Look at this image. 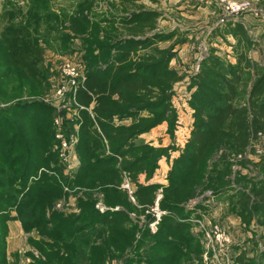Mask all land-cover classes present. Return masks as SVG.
<instances>
[{"label": "trees", "instance_id": "obj_1", "mask_svg": "<svg viewBox=\"0 0 264 264\" xmlns=\"http://www.w3.org/2000/svg\"><path fill=\"white\" fill-rule=\"evenodd\" d=\"M91 1L83 3L89 6ZM6 3L12 9L17 2ZM6 8L0 15V35L10 44L2 45L0 53V101L11 104L0 111V264H8L6 228L14 219L27 232L35 228L49 249L31 253L33 262L29 264H106L115 255L135 248L140 228L131 214L143 215L151 222L150 209L156 205L160 188L159 208L166 213L155 234L147 230L140 235L143 240L136 249L149 238L153 243L148 264H187L192 258L189 252L198 255L201 249L189 243L192 236L181 220L190 215L186 203L206 190L213 195L231 191V177L236 173L233 159L244 154L254 138L264 135V56L259 61L248 56L254 43L244 25L229 23V34L243 45L234 55L235 62L213 49L191 76L188 103L193 109L192 129L161 184L154 176L160 161L170 156V148L139 142V138L163 123L168 124L169 133L176 130L178 112L173 101L184 77L171 66L177 56L176 43L159 47L175 33L147 34L156 27L160 14L140 10L124 18L99 16L96 23L84 13L70 18L74 34H87L98 53L88 62L85 78L76 89L78 142L74 150L80 165L67 176L53 151L54 109L40 101H25L44 93L29 86L33 80L41 84L46 80V71L38 66L44 54L37 27L31 28L24 20L13 22L16 13ZM102 25L125 26L132 33L118 39V29ZM69 39L68 35L62 42L73 51ZM14 66L30 76L22 73L18 79L13 75ZM13 82L20 85L12 93ZM13 100L18 102L12 104ZM237 178L243 182L241 176ZM125 179L132 185L136 203L124 189ZM246 184L262 202L254 207L259 211V205L264 204V180ZM75 186L86 191L85 197L78 199L79 213L55 210L65 188ZM95 191L102 193L107 207L119 209L103 213L96 209ZM251 194H236L244 220L252 213ZM234 197H229L233 206ZM248 257L241 253L237 260L240 264L264 262V258L257 262ZM19 260L11 264H20Z\"/></svg>", "mask_w": 264, "mask_h": 264}, {"label": "rangeland", "instance_id": "obj_2", "mask_svg": "<svg viewBox=\"0 0 264 264\" xmlns=\"http://www.w3.org/2000/svg\"><path fill=\"white\" fill-rule=\"evenodd\" d=\"M6 1L8 0H0V15L4 11V6L7 7L6 9L11 8ZM10 1L17 2L13 10L10 9L16 13L15 18L12 17L13 22L24 20V23L31 28L37 27L35 33L40 43L42 42L44 60L38 66L46 71V80L42 84L33 80V84L29 86L44 93L29 98L24 96V99L26 98L25 101L29 102L40 101L54 109L52 119L55 145L53 151L64 164L62 171L67 176H72L80 165V159L74 150L78 142L75 116L76 89L85 78L84 72L88 62L98 53L92 49L87 34H74L70 27L71 17H79L84 13L93 23H96L99 16L108 18L116 15L124 18L133 11H156L160 14L156 27L147 34L175 33L170 41L160 42L159 47L167 48L176 43L177 56L172 60L171 66L184 77V81L177 84L173 101L178 112L177 128L169 133L168 124L163 123L139 138V142L170 148V156L161 160L154 176L155 179L153 178L161 184L165 183V176L168 174L172 160L179 155L192 129L193 109L188 103L191 96L188 87L191 76L199 71L201 61L211 50L215 49L218 55H225L228 59H232L243 49L239 39H234L229 34V23L241 22L249 33L254 43L248 52L250 59L259 61L264 56V0H138L136 3L130 0H94L89 2L91 3L89 6L83 3L84 0ZM232 1L248 2L249 10L241 15L232 16L228 11V3ZM102 27L112 26L102 25ZM112 28L118 29V39L127 38L132 33L125 26H113ZM103 34L104 31H101V35ZM68 35L70 39L67 43H70L73 51L67 49L62 42ZM4 44H10V42L6 36L0 35V53L3 52L2 45ZM23 58L24 61L25 54ZM7 62L10 63L8 60ZM12 70L13 75L18 79L22 73L26 78L30 76L20 67L14 66ZM9 79H6L5 83ZM19 85L20 82H13L10 86L11 92L16 91L14 89L19 88ZM15 102L18 100H13L12 104ZM10 104L11 102L0 101V111L8 109ZM31 111H29L30 115ZM64 143H67V146ZM64 150L66 153L62 157L61 152L63 153ZM233 162V169L236 173L231 177L233 187L231 191L226 194L213 195L211 190H206L186 203V209L190 215L181 220L187 223L186 230L192 236L189 243L198 245L201 249L198 255L193 250L189 252L192 258L187 264H240L237 259L241 253H246L249 256L248 259L257 262L264 258V204L259 205L262 207L259 211L255 210L254 207L262 202L251 194L250 186L246 184L247 181L264 180V165L260 164L264 162V135L260 134L254 138L247 151L236 156ZM58 173L59 171L56 174L60 175ZM238 176L243 178V182L238 181ZM126 181L128 179H125L124 184ZM124 189L129 191L128 187L124 186ZM162 191V188L158 189L157 196H162ZM241 191L251 194L249 208L253 207L250 210L252 213L245 220L237 203L239 195L236 194ZM85 193L86 191L78 186H75V189L65 188L64 195L54 204V209L66 214L79 213L78 199L79 197L84 198ZM234 194L235 204L233 206L229 197ZM94 195V198H97L96 209L100 211L102 206L110 210L114 209L103 203L102 193L95 191ZM130 195L131 201L136 203L132 194ZM158 209L156 210V205L150 209V215L153 216L151 222H148L143 215L136 217L135 214H131L140 228V234L135 240V248L130 252L115 255L106 264H148L147 258L151 256L149 251L152 240L146 239L140 250L136 249V246L140 240H143L140 237L142 233L148 230L151 234H155L158 231V224L153 226V223L162 217L161 213H166L159 208V205ZM14 213L12 214L15 215ZM8 222L6 263H14L20 258V264H29L33 262L31 253L38 255L39 251H49L45 243L40 241L43 235L40 236L35 228L27 232L21 223V228L16 229L15 224H11V229H9ZM0 228L2 229L1 226ZM189 243L187 242L188 245Z\"/></svg>", "mask_w": 264, "mask_h": 264}, {"label": "built area", "instance_id": "obj_3", "mask_svg": "<svg viewBox=\"0 0 264 264\" xmlns=\"http://www.w3.org/2000/svg\"><path fill=\"white\" fill-rule=\"evenodd\" d=\"M249 7H250V4L248 2H229L228 3V11L229 13L232 15V16H238V15H241L243 14L244 12L248 11L249 10ZM65 146H67V143H64ZM63 144V145H64ZM62 150V149H61ZM65 150L64 152L62 153L61 152V156L64 157L65 156ZM126 184V185H125ZM124 184L125 187H128L129 189V193L132 194V188H131V185L128 181H126V183ZM161 195L157 196V200H156V210H159L158 209V205H159V200L161 199ZM109 208H104L103 206L100 207V211L103 213V212H106V210H108ZM119 207H117L116 209H112V210H118ZM161 213V212H160ZM164 214V213H163ZM161 213L160 216L163 215ZM160 219H158L155 223H153V226H156L157 224L159 225L160 223V220H161V217H159Z\"/></svg>", "mask_w": 264, "mask_h": 264}, {"label": "crops", "instance_id": "obj_4", "mask_svg": "<svg viewBox=\"0 0 264 264\" xmlns=\"http://www.w3.org/2000/svg\"><path fill=\"white\" fill-rule=\"evenodd\" d=\"M259 20H261V19H259ZM264 20V19H263ZM232 62H235V58L234 57H232V59H230ZM161 162V161H160ZM11 224H15V226H16V229H18V228H21L20 227V225H21V222L20 221H16L15 219L14 220H10L9 222H8V228L9 229H11ZM10 233H11V230H10ZM10 235V234H9ZM11 237V236H10Z\"/></svg>", "mask_w": 264, "mask_h": 264}]
</instances>
